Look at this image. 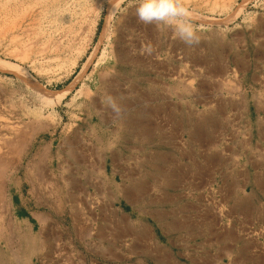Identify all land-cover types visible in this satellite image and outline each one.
Here are the masks:
<instances>
[{
	"label": "rangeland",
	"instance_id": "374dc122",
	"mask_svg": "<svg viewBox=\"0 0 264 264\" xmlns=\"http://www.w3.org/2000/svg\"><path fill=\"white\" fill-rule=\"evenodd\" d=\"M138 2L0 0V264H264V0Z\"/></svg>",
	"mask_w": 264,
	"mask_h": 264
},
{
	"label": "clouds",
	"instance_id": "9594fccd",
	"mask_svg": "<svg viewBox=\"0 0 264 264\" xmlns=\"http://www.w3.org/2000/svg\"><path fill=\"white\" fill-rule=\"evenodd\" d=\"M134 15L143 25L170 28L186 46L200 44L201 38L191 20V11L182 0H139ZM115 119H120L126 109L109 95L102 101Z\"/></svg>",
	"mask_w": 264,
	"mask_h": 264
},
{
	"label": "bare ground",
	"instance_id": "6f19581e",
	"mask_svg": "<svg viewBox=\"0 0 264 264\" xmlns=\"http://www.w3.org/2000/svg\"><path fill=\"white\" fill-rule=\"evenodd\" d=\"M35 19V18H34ZM120 52V51H119ZM122 53V52H121ZM133 62V61H132ZM135 62H138V61H135ZM108 94V93H107ZM129 112V111H128ZM127 112V110H126V112H125V114L126 113H128ZM131 113V112H130ZM126 117V116H125ZM144 117V116H143ZM197 119V118H196ZM201 119V118H200ZM210 119V118H209ZM121 120H123V122L127 125V127H128V129L129 128H136L137 126H139L140 127V125L141 124H139L138 123V121L136 120V118H135V116H134V114L132 113V114H129L126 118H123V119H121ZM204 120V119H203ZM122 122V123H123ZM198 122V121H197ZM211 122V121H210ZM147 123V122H146ZM198 124H200V123H198ZM207 124H208V122L207 121H204V122H202L201 124H200V128H199V130L202 132V130L203 129H205V127L207 126ZM213 126V125H212ZM145 127V126H144ZM18 130V129H17ZM150 130V129H149ZM194 130V129H193ZM12 131H14V130H12ZM202 134V133H201ZM20 135H21V133H20ZM23 135H25V134H23ZM135 135V134H134ZM205 136V135H204ZM14 137V136H13ZM15 138V137H14ZM18 138V137H17ZM25 139V138H24ZM21 143V142H20ZM73 151V150H72ZM72 154V153H71ZM74 156V155H73ZM161 158H163V157H161ZM160 158V159H161ZM4 159L5 158H3V157H1V155H0V174H2V172H3V169L5 168V161H4ZM164 159V158H163ZM41 162V161H40ZM40 164V163H39ZM39 168V167H38ZM159 168V167H158ZM6 169V168H5ZM160 169H161V167H160ZM162 172V171H161ZM164 178V177H163ZM264 178V177H263ZM167 180L169 181V179L167 178ZM72 181V180H71ZM172 181V180H171ZM170 184V183H169ZM174 184V183H173ZM259 184V183H258ZM131 190V189H130ZM67 191H70V190H67ZM133 191V190H132ZM131 192V191H130ZM129 192V193H130ZM133 192H131V194H132ZM135 193V192H134ZM139 193V192H138ZM137 194V193H136ZM135 194V195H136ZM1 195V194H0ZM71 195H76V194H72L71 193ZM139 195V194H138ZM138 195H136V196H138ZM134 197V196H133ZM72 199V198H71ZM76 200V199H75ZM42 218H44L45 219V217L44 216H42ZM1 228H2V226H0V230H1ZM4 229V228H3ZM2 229V230H3ZM5 231V230H4ZM3 232V231H2ZM2 232H1V234L0 235H2ZM134 233V232H133ZM3 234H4V232H3ZM138 234V233H137ZM22 236L24 235V234H21ZM139 235V234H138ZM144 236V235H143ZM146 236V235H145ZM24 237H26L27 238V235H24ZM29 238V237H28ZM32 239V238H31ZM35 239V238H34ZM32 243H33V246H35L34 244H36V243H34V241H31ZM30 245V244H29ZM32 246V245H31ZM34 248V247H33ZM18 252V251H17ZM11 253V256H13L14 255V257H15V252H10ZM12 253H13V255H12ZM6 254V253H5ZM24 256V255H23ZM16 257H17V255H16ZM19 257H21V255L19 256L18 255V257L17 258H19ZM16 258V259H17ZM15 259V258H14ZM5 260V259H4ZM12 262H14L15 264H22V262H20V260H19V262H18V260H12ZM25 261H23V263H24ZM25 264H26V262H25Z\"/></svg>",
	"mask_w": 264,
	"mask_h": 264
}]
</instances>
